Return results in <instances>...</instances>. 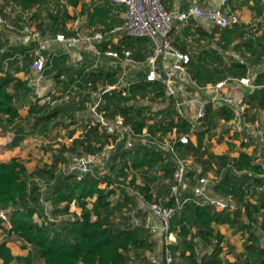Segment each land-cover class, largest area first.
Segmentation results:
<instances>
[{"label": "built area", "instance_id": "2783aa9c", "mask_svg": "<svg viewBox=\"0 0 264 264\" xmlns=\"http://www.w3.org/2000/svg\"><path fill=\"white\" fill-rule=\"evenodd\" d=\"M109 1L113 6H123L124 12L122 23L114 26L108 33L120 32L131 38L147 39L150 49L143 59L135 58L134 51L125 45L117 48H98L94 42L102 41L105 35L104 30L92 28L83 33L76 29L79 23L78 18L70 19L68 23L62 22L65 24V30L60 29L50 36L43 35L38 25L43 23L44 17L39 18L38 22L30 18V15L37 11L38 2L29 10H23L18 6L22 10V12L19 11L23 14L25 21L29 22L30 20L35 25L22 27V31H27L33 37V46H30L29 42L24 43L26 47H32L29 54L31 58L29 67L35 72L36 80L43 77L51 54L58 53L51 50L52 42L60 43L66 53L81 64L84 62L82 59H85V55L89 53L91 63L90 67L87 66L88 73L82 77L71 79L72 84L63 91V98L66 103L78 102L85 108L89 114L87 117L89 122L86 127L98 123L99 127L109 136L102 148H99V142H93L94 148L96 145L98 147L96 149L99 151L103 149L105 153L121 144L123 148L140 147L145 151L156 152L164 158L165 162H172L174 169L170 177L163 176L162 167H142L137 172H135L136 170L130 172L127 177H119L112 184L101 181L99 186L107 190H114L109 195L110 204L112 208H118L117 212H120V218L124 222L122 228H141L150 236L149 239L152 242H154L152 236L159 235L161 238L160 249L154 246L153 251H145L144 258L146 259L141 262L137 260L135 264H175L176 252H173L171 245L176 241L173 243L171 241L170 221L177 213L190 203L197 206L211 204L216 210L235 209V202L231 196L211 194L208 188L210 178L199 175L200 172L195 174L197 176L195 177V186L192 190L190 189L191 191H187L188 182L191 184V180L187 176L189 161L179 153V146L187 145L196 136L195 132L198 126L206 116L207 105L228 107L233 113L237 115L240 113L239 102L228 90L230 81H237L240 85L248 88H254L256 85L249 76H227L212 84H199L194 80L189 69L190 54L173 44L171 34L176 22L184 25L190 19L206 20L211 28L221 30L237 24L239 16L237 11L224 10L223 8L232 0H219L220 4L213 7H202L193 3L188 9L180 11L168 10L163 0ZM1 4L8 5L5 1L0 0V6ZM63 5L64 2L60 0L57 8L52 0H47L46 7L50 11V15L60 13L64 16L66 12ZM26 14L28 17L25 16ZM8 26V19L0 14V29ZM1 44L0 53L5 51L7 42L2 41ZM9 45L15 44L10 42ZM49 50L50 52H48ZM74 75L76 76V74ZM145 82L153 85L158 84V87H147L140 92L139 86ZM205 89H211L210 94L207 97H200L199 93L205 92ZM40 97L42 102L50 101L49 96ZM116 97H122L125 101L117 102ZM138 99L144 102V110H139ZM123 105L132 108L129 110L130 112L128 111V115H132L131 119L125 118L122 112H114L115 108H123ZM133 122H144V126L138 130ZM145 122H149V124L163 122V125H169L170 128L151 130L145 125ZM170 122L176 124L170 125ZM178 122H186V127L182 129ZM251 133L252 135L243 134L241 143L254 142L252 158L264 169V161L259 158L264 147L263 131L255 129ZM201 150H205V146H202ZM94 157L93 151L78 153L74 156L73 166L68 171H75L80 176L92 175L96 177H103L104 174L109 173V170L102 173L91 171L90 163ZM230 168L232 173H238L236 168ZM222 169L223 172L226 170L225 167ZM223 172L220 173L216 181L215 178L213 179L214 184L218 183ZM133 174L134 177H138L137 181L132 182ZM142 177L159 178V186H163L162 190L166 191V194L161 195L156 201L148 199L146 192L141 191L137 186H149V196L151 192L156 193V191L148 183H141L140 178ZM134 195L139 199V203L135 202ZM167 200L169 203H166ZM70 212L78 214L79 209L72 204ZM70 218L73 220L74 216L71 215ZM0 219L2 224L9 223L8 213L0 210ZM40 222H42V218H40ZM191 242L194 244L195 257L199 261L201 256L200 240L193 237ZM188 254L187 250L185 255Z\"/></svg>", "mask_w": 264, "mask_h": 264}, {"label": "trees", "instance_id": "16d2710c", "mask_svg": "<svg viewBox=\"0 0 264 264\" xmlns=\"http://www.w3.org/2000/svg\"><path fill=\"white\" fill-rule=\"evenodd\" d=\"M12 1L19 5L21 9L29 10L41 0ZM5 3H10V1L5 0ZM0 14L5 16L4 9L1 6ZM65 16L66 13L63 17L65 18ZM67 16L70 17L68 14ZM58 19H60L58 15L53 16V24ZM53 24L51 23L52 26H54ZM40 25H38L39 29ZM215 31H217V28L212 33ZM238 31V34L243 33L241 30ZM126 46L131 49L134 48V44L131 42H127ZM1 47L2 44L0 43ZM31 49L32 47H22L18 44L9 46L7 50L0 53V61L9 63L12 62L10 60L14 59L13 63L15 64L17 62L20 63L19 60L21 62H29L31 60L29 56ZM59 54L57 53V55ZM61 56H64V53ZM9 57H12V59H9ZM7 66L9 67L8 64ZM0 72V129L14 132L13 138L7 143L8 147L20 146L26 134H32L35 129L42 128V125H45L46 122L55 120L59 113H63L64 109L69 108L70 111L82 109V105H79L78 102H70L68 105L64 104L63 107L60 105L59 107L50 108L47 101L41 103L40 99H36L29 106V117L26 122H20L19 109L15 103L13 93L9 90L15 77L10 71ZM244 72V70L238 71L240 74ZM261 76L260 74L257 75V82L261 80ZM248 98L251 103L264 108V88L254 91ZM129 110L128 107L126 110L115 108L114 112H122V114L127 115H124L125 118L131 119L132 115H128ZM224 116L226 119L232 117L231 110L226 108ZM68 120L71 122L70 127L74 126L70 131H74L79 126L82 127L81 122L72 119V114L69 115ZM133 123L138 130L144 126V122ZM23 124L30 125V132H25ZM175 124V122H170V125ZM186 124V122H178L182 129L186 127ZM204 133L205 130L197 131V145L195 146L192 142H189L187 145H180L181 150L184 152H197L200 147L202 148ZM108 139L109 136L105 131L99 127L98 123H95L88 127L85 126L82 129L81 136L73 139L72 143L74 145V143L80 142L84 150L93 151V149H96L93 148V142H99V148H102ZM243 145H247V143H243ZM233 146L234 144L230 143L229 147L232 148ZM63 160L64 157L60 153L53 159L50 169L41 170V172L49 174L56 185L51 193V198L42 196L38 186H35L37 184L35 180L37 181L42 177L39 171L30 175L27 174L24 163L16 157H11L8 162H0V208H10L8 210L10 227L6 230V233L12 234V236L28 243L35 251L33 254L29 252L24 257L14 256L6 245V240L0 241V258L3 263L9 264L12 260H15L31 264L34 256L42 257L44 264H135L137 260L139 262L144 261L146 259L144 258L145 251H153L154 242L149 239L148 234L141 228H122L112 224L110 217L115 208L111 207L109 195L114 190L101 188L99 184L101 181L112 184L119 177H127L130 172L142 167H162L163 176L170 177L174 169L172 162H165L164 158L160 157L156 152L145 151L142 148L140 149V147L123 148L122 144L114 149V154L109 162V173L104 174L103 177L80 176L75 171L56 173L54 169H51L59 165ZM198 160L203 167L209 163L207 158ZM228 163L239 171L250 173L249 178L256 184L261 180L259 175L264 174V169L261 165L255 162L252 156L245 151H240L237 157H228L226 155L218 157V165L220 168H227L228 172L223 173L216 186L222 189L223 196L234 197L232 192L236 191L238 193V195H235L237 197V205L235 204V209L233 210L229 208L216 210L211 204L197 206L190 203L179 212L181 218L176 224L179 227L178 238L176 243L171 245V248L173 252H178L181 258L187 260L186 263L223 264L222 243L224 235L215 226L228 224L232 227L237 219L244 215L247 222L243 226L249 233V244L246 248L251 249L254 247L255 251L252 256V263L246 264H264V247L261 246L260 239L254 233L253 227L257 223L259 215L264 213V191L260 192L255 202L250 197L242 201V195L247 194L246 191L244 192V188H249V184L244 179H239L238 181L236 178L237 176H242V173L240 175L231 173V168L227 166ZM33 175H37V179L32 178ZM188 175L192 176L193 173L188 172ZM231 177L232 179H230ZM233 180L239 182V184L237 186L231 185V188L228 189L229 183L233 184ZM134 181L135 177L133 174L132 182ZM241 185H246V187L243 188ZM137 187L141 191L146 192L149 199V186ZM41 199L54 205L52 213L54 217L60 215L65 218L67 216L62 222L61 228H58L57 224L51 222L41 212V203H39L42 201ZM72 204L79 209L78 214L70 212ZM35 215L42 218V222L34 221ZM71 215L74 216L73 220L70 218ZM262 218L264 220V216ZM3 226L4 224H2L0 219V229H3ZM193 227L195 228L194 231ZM193 237H197L203 246L209 247V251L200 256L199 261L194 254V244L191 242ZM187 250L189 254L185 255Z\"/></svg>", "mask_w": 264, "mask_h": 264}, {"label": "crops", "instance_id": "0c3cea01", "mask_svg": "<svg viewBox=\"0 0 264 264\" xmlns=\"http://www.w3.org/2000/svg\"><path fill=\"white\" fill-rule=\"evenodd\" d=\"M62 2L66 1L68 5L64 2V9L65 12L67 11V14L71 16L68 11L70 12V9H75L77 14L79 13V23L76 26V29L86 33L88 29L92 28H101L104 30L105 35L101 42H94V44L102 49L104 47H112L117 48L121 45H127V42H131L134 44V48L132 50L134 51V57L143 59L144 56L149 52L150 44L149 41L145 38H131L130 36L126 34H122L120 32H112L108 33L114 26L122 23V17L124 12L123 6H113L109 0H61ZM234 1V2H233ZM41 2V1H40ZM60 0H56L55 4H59ZM166 8L168 10L172 11H180V10H186L191 4H198L202 7H213L218 6L219 0H163ZM74 5V6H73ZM56 7V5H55ZM69 8V9H68ZM117 8V11H115ZM224 10L230 9L235 10L238 13L239 16V22L237 24L232 25L231 27H227L224 29L219 30L217 28V31H212L215 28H211L209 23L206 20H195L190 19L187 23L184 25H181L180 23L176 22L175 28L171 34V39L173 41V44L178 47L179 49L187 52L191 56V62L189 64V69L191 71L192 77L195 81H197L199 84H212L213 82H216L218 80H221L227 76L231 77H240V76H249L251 79H253L254 85L256 87L254 88H248L246 86L240 85L237 81H230L228 85V90L231 92L232 96H234L237 101L239 102L240 106L238 108L239 114L233 113V111L228 107H217L216 105H207L206 108V116L203 119L202 122H200V125L198 126L197 131L199 130H205L204 138L202 142V146H205V150L198 149L197 152L192 153V151L184 152L181 150V147L179 146V153L183 155V157L187 158L189 163L193 162L195 158L198 159H210L209 163L203 167L202 163L198 162V171L196 173H193L192 176L188 175L189 179L191 180V184H187V191H191L192 188L195 186V177H197V173L200 172L199 175L206 176L207 178H210L209 181V191L212 195H221L223 196L222 189L218 188L214 184L213 179H216L219 177L220 173L223 172V167L220 168L218 165V157L221 155H226L228 157H237L239 155L240 151H245L247 154L253 156V141L247 142V145H243L241 143L242 141V135L243 134H251L252 130L255 129H261L264 134V108H261L257 106L256 104H253L249 101V96L254 92L259 90L260 88H264V0H232L228 3L227 6H223ZM41 9V6L39 10ZM45 10H43L44 12ZM38 13H41V10L38 11ZM43 15V14H42ZM74 17V16H73ZM68 21L72 19V17H68ZM68 21H66L68 23ZM63 21V23H66ZM62 23V24H63ZM63 29L65 30V24H63ZM43 35L50 36L53 34V30L56 29V26L51 25V22H48V19L44 18L42 28L40 27ZM230 30V31H228ZM243 31L242 34H238L239 31ZM58 31V30H57ZM56 31V32H57ZM55 33V32H54ZM19 46L26 47L24 44L18 43ZM52 51H57L59 53H64V56H61V54L53 55L51 54L46 68L43 72V77L39 80H36V74L31 70L29 67V62H21L20 63H13V60H10L12 62H4L6 65H9V70L6 69V71H10L13 73L15 79L14 82L11 84L9 90L14 95L15 103L19 109V114L21 121L20 122H26L28 119V109L30 104L36 100L41 98V95L49 96V99H51L50 94L55 95L53 96L52 100L54 102L56 99H60L61 101L63 98V91L71 86L72 82L71 79H75L77 77H82L86 73H88L87 66L90 65V55L89 53L85 55L86 59L85 62L80 65L77 72L74 70H71L73 72V77L65 76V72H63V69L61 65H63L64 62L68 63L69 58L65 60V56L69 54L66 53L63 46L60 43L52 42L51 43ZM128 47V46H127ZM228 48L225 49V48ZM130 48V47H129ZM225 50V51H224ZM244 50L246 51V56L244 55ZM50 52V50L48 51ZM256 61L253 64H250L247 59ZM243 61V62H241ZM2 62L0 63V65ZM60 65V66H59ZM57 66H59L57 68ZM90 67V66H89ZM54 69V71H52ZM73 69V68H72ZM103 71L102 69H100ZM239 70H244L245 72L240 74L238 73ZM77 75L75 76L74 74ZM262 75L260 81H256L257 75ZM62 77V79H61ZM71 78V79H70ZM61 80V81H60ZM43 82L47 83L45 86L43 85ZM48 85V86H47ZM158 87V84H149L147 82L140 84V92L144 91L147 87ZM205 92H200V97H207L208 94H210L211 89H205ZM57 94V96H56ZM41 100V99H40ZM65 100V99H64ZM117 102H124V98L122 97H116ZM140 102V108L139 110H144V102L140 99H138ZM70 103V102H68ZM64 102V104H68ZM62 104V102H61ZM126 105V104H125ZM123 105V108H127V106ZM82 109H76L73 111H70V114H72V119H75L77 122H81L82 127L84 128L87 126V122L89 120L83 115L84 112H86L85 108L82 106ZM130 110L131 107H128ZM226 108L231 110V116L229 119H226L224 116V113L226 112ZM210 110V111H208ZM125 115V114H124ZM126 116V115H125ZM55 122V120L50 121ZM163 122H145V125H147L151 130L161 128L162 130H166L170 127L163 125ZM22 126H26L23 124ZM81 127V126H79ZM195 132V135L197 133ZM13 131H2L0 129V162H8L11 157H16L20 161H22L26 167L27 174L32 173L31 169H29L28 166H26L24 158H27L26 155L23 153L19 154V146L17 150L9 149L7 147V143L11 141L13 138ZM10 135V136H9ZM27 143L31 138L28 139L26 137ZM224 141V142H223ZM191 142L196 146V136L192 138ZM230 143L234 144L232 148L229 147ZM8 150H7V148ZM5 149V150H4ZM4 150V151H3ZM204 151V153H202ZM216 151L219 153L218 157L216 156ZM5 152V153H4ZM212 152L213 154H211ZM197 153V154H196ZM210 154V156L208 155ZM215 154V155H214ZM199 156V157H197ZM260 160L264 161V147L262 150V153L260 155ZM188 163V164H189ZM230 167L232 166L230 163H228ZM227 169V168H225ZM136 170L135 172H137ZM226 170H224L223 173H225ZM189 172V171H188ZM245 171H239L238 173H234L237 175H240ZM190 173V172H189ZM196 174V175H195ZM144 175V174H142ZM259 175V176H263ZM222 177V176H221ZM32 178L37 179V175L32 176ZM145 178V177H142ZM41 179V178H40ZM221 179V178H220ZM237 179V178H236ZM138 180V177L135 176V181ZM219 180V179H218ZM239 181V179H237ZM220 181V180H219ZM218 181V182H219ZM35 182H37L35 180ZM35 184V183H34ZM193 184V185H192ZM35 186H40V184L37 182ZM243 188L246 187V185H241ZM250 187V185H249ZM260 190L262 189L261 186H258ZM248 187L244 188V192L247 190ZM257 187H254L252 189L253 192H259L260 190L256 189ZM191 189V190H190ZM249 190V188H248ZM222 194H221V193ZM247 192V191H246ZM41 193V192H40ZM247 194L242 195V199ZM251 194V193H250ZM40 196V194H39ZM253 202H255L258 199L257 197H250ZM235 199V198H234ZM247 198L244 199V201ZM44 201V199H41ZM233 200V198H232ZM234 201V200H233ZM237 201V200H235ZM234 201V202H235ZM237 202H235L236 204ZM242 203V202H240ZM8 209H1L8 213ZM244 216V215H243ZM264 216V215H263ZM263 216L259 215V218L257 220V223L253 225L254 231L261 226V223L264 222ZM175 217V216H174ZM173 217V218H174ZM35 221V220H34ZM247 222V220H246ZM244 223V222H243ZM260 223V225H259ZM177 223H174V225H171L172 235H171V241L172 243L174 241H177L178 238V231L179 227L176 225ZM236 224V223H235ZM245 224V223H244ZM218 230L224 235L223 239V249L226 248L225 244L228 243V241H234L232 247L236 248V250L239 253V256L243 255L247 258L245 263H252V256L255 254L254 247L251 249H247L246 246L249 244L248 238L249 233L246 230V233L248 234V238L246 240L244 239H238V232H233L231 229H235L234 226H229L228 224H222V225H216ZM3 229H0V241L6 240V245L10 248L11 253L14 256H26L29 252L32 254L35 252L33 248L24 241L12 236V234L6 233L7 229L10 227V222L8 224H4ZM195 230V228L193 227ZM264 233V230L262 231ZM257 236L258 234L254 232ZM227 234L228 237L227 238ZM261 242V246L264 247L263 240L258 236ZM152 239H154L155 247H158L160 249L161 246V238L159 235L154 236ZM228 240V241H227ZM246 241L245 247L244 242ZM229 244V243H228ZM200 251L201 256L209 251V247L203 246L202 242L200 241ZM226 252L223 250L222 256V262L223 264H236L238 256H232L230 258L227 257ZM177 254V252H176ZM225 258V259H224ZM187 260H184L183 262L186 263ZM180 261V263H183ZM176 263L175 264H180ZM0 264H4L3 260L0 258ZM9 264H26L25 261H15L12 260ZM31 264H44V259L40 256H34V259H32ZM189 264V263H186Z\"/></svg>", "mask_w": 264, "mask_h": 264}, {"label": "rangeland", "instance_id": "374dc122", "mask_svg": "<svg viewBox=\"0 0 264 264\" xmlns=\"http://www.w3.org/2000/svg\"><path fill=\"white\" fill-rule=\"evenodd\" d=\"M2 1H5V0H2ZM9 1H10V3H8V5L6 4L7 6L4 4H1V6L4 7L5 17L8 19L9 26L0 29V43H2V41L7 42V46L5 47L6 48L5 50H7L9 48L10 42L12 44H15V45H17L18 43L24 44L26 42H29V45L31 44L30 46H33L34 45L32 42L33 37L27 31H22V27L24 25H26L28 27L35 26V25L30 20H29V22H26L24 17L22 16L23 15L21 13L22 10H20L18 8L19 5L14 3L12 0H9ZM52 2L55 4L56 0H52ZM64 2L66 5L69 6V4L66 3V1H64ZM46 5H47V0H41V2H39V5L36 7L37 11H34L30 15V18L32 20L38 22L39 18L42 19L44 17V18L48 19V22H51L53 24V22H54L53 16L58 15L60 17V19H58V21L55 24H53L54 26H56V29H54L52 32L54 33L57 30L63 29V27H61L60 24H62L63 21H65V22L68 21L69 18L67 16V11H66L65 18L60 13L53 14V16H52V15H50V11L47 10ZM55 5L58 8V5L57 4H55ZM40 6H41V9H40L41 13L39 14L38 11H40L39 10ZM115 9H116L115 11H117V8H115ZM43 10H45V11L43 12ZM68 13L71 15L70 17H72V19L80 16L79 13L77 14L75 9H70V12L68 11ZM25 16L28 17V14H26ZM42 25H43V23H41V25H40L41 28H42ZM225 49L228 50L227 47ZM243 56H246L245 50H244ZM67 59L69 60V62L68 63L64 62L63 65H61V67L63 69V72H65V76H67V78L69 76H71V78H72L73 72H71V70H74L77 72L78 70H80L79 67L82 64L80 62H77L76 60H74L72 57H70V56L68 57V55L65 56V60H67ZM85 59L83 58L82 60L85 62ZM247 60L249 61L250 64H253L254 62H256V61L252 60V58H250V60L249 59H247ZM252 61H253V63H252ZM4 62H6V61H4ZM4 62H2V64L0 65V71H2V72L6 71V69L9 70V68L7 67V65ZM0 63H1V61H0ZM59 66H57V68ZM52 71H54V69ZM46 84L47 83L43 82L44 86ZM41 96H43V95H41ZM50 96H51L50 101H47L50 105V108L59 107L60 105H61V107L64 106V102H66V100L63 99L61 101V100L56 99L55 102H51L53 96L55 97V95L50 94ZM39 99L42 100V98H39ZM41 100H40V102L42 103ZM61 102H62V104H61ZM69 115H70L69 108L64 109L62 114L61 113L58 114L57 118L55 119V123L54 122H46L45 125L44 124L42 125V128L35 129L32 134H26L21 145L19 146V152H20L19 154L24 152L23 154L26 155V157H27V158L23 159L26 163V166H28L29 169H31L32 173L39 171V173L42 174L41 179H38L37 182L40 184L39 191L41 192V195L47 196V198H51V193L54 190V188L56 187V185L54 183V180L49 176V174L47 175V173H45V172L43 173V172H41V170L50 169V166L53 162V159L58 154L62 153L64 160L61 163H59V165H57L51 169H54V171L56 173H59L61 171H63L61 173H67L68 169L70 170L73 166L74 156L77 155L78 153L82 152V151H87L81 147L80 142L74 143V145H73L72 140L81 136L83 128L78 127V128H75L74 131H70L74 128V126L70 127L71 122H69V120H68ZM83 115H84L85 119L87 117H89V114L87 112H84ZM29 129H30V125H27L25 128V132H30ZM26 137H28V139L31 138V140H29L27 143H25L27 140ZM15 147H16L15 149H14V147H12V148L14 150H17L18 146H15ZM64 147H65V149H63ZM95 147L98 148L96 145H95ZM8 148L12 149L11 147H8ZM8 148H7V150H8ZM97 151H99V150L93 149V152L95 153V157L92 160V162L90 163V169L94 173H102L105 170H108L110 158L114 154V148H112L110 152H109V150H107L105 153L103 152V149H100L99 152H97ZM210 153L213 154L212 152H210ZM108 155H109V158L107 159ZM208 155L210 156L209 153H208ZM218 156H219V153H217V151H216V156H213V157H218ZM198 162H199L198 158H195V160H193V162L188 164V171L190 173H196L199 170L198 169L199 167L197 166ZM227 170L228 169H226L225 172H228ZM32 173H30V174H32ZM241 175L242 176H237V179H244L250 185L249 190H248V188L246 190L247 192H249V194L246 195L244 197V199L247 197H257V195L258 196L260 195V192L264 191V175L259 176V178L261 180L257 184L253 183L251 178H249L250 173L243 172ZM233 177H236V176H233ZM230 179H232V177ZM158 180H159V178H154V179L140 178L141 183H146V184L148 183L150 186H152L153 190L156 191V193H153V192L150 193L149 199L151 201H156L161 195L166 194V191L162 190L163 186H159L160 183H158ZM232 182H233V184L231 182L229 183L230 185L227 187L228 189L231 188V185L237 186L239 184V182H236L234 180ZM258 186H261L262 189L261 190L258 189V190H260L259 192H253L252 189L254 187H258ZM232 193H233L235 199L233 196H232V198L235 201L237 198L235 195H238V193L236 191H233ZM225 195H227V194H225ZM134 198H135L136 203L140 202L136 195H134ZM244 199L242 201H244ZM235 202H237V201H235ZM39 203H41V206H40L41 212L43 214H46L45 216L48 219H50L51 222L57 224L58 228L60 226H62L61 224H62L63 220L65 218H67V216L64 218L63 216L59 215V216H55V218H54V214H52L54 211V205H51V203L49 201H40ZM166 203H169V200H167ZM236 205H237V203H236ZM43 208H45V209L43 210ZM49 208L51 211L49 210ZM73 208L74 207L72 206V209ZM116 209L117 208H115L113 210V212L111 213V219L110 220H111L113 225H115L117 227L118 226L122 227L124 225V222L120 218V212H117ZM45 210H47V211L49 210V211L47 212ZM263 215H264V213L261 214V216H263ZM180 218H181V214L177 213L175 215V217L171 219V225H174V223L179 222ZM34 220L40 221V218L37 217V215H35ZM246 220L247 219L245 216H241L236 221V224H235L236 228L235 229L229 228V230H233V232H236V231L238 232V239L239 240L240 239L246 240L248 238V234L246 233V230L243 227V224L246 223ZM6 224H8V223H5V225ZM259 225H260V223H259ZM215 227L218 228L217 226H215ZM263 230H264V222L261 223V226L258 228V230L256 229L254 232H256L258 234V236L263 240V243H264V233L262 232ZM149 238H150V236H149ZM152 238H153V236H152ZM227 238H229L228 234H227ZM233 242H235V240L234 241L229 240L228 241L229 244L228 243L225 244L226 248L223 249L226 252L225 254L227 256L225 258L228 259L232 256H238L236 259L237 261L235 263L236 264L245 263L247 258L244 256V253H243V255L239 256V253L236 250V248L231 246V244L233 245ZM245 244H246V241L244 242V247H245ZM222 256H224V255L222 254ZM175 259H176L177 263H180V261L181 262L184 261V259L181 258L179 253H177L175 255Z\"/></svg>", "mask_w": 264, "mask_h": 264}]
</instances>
